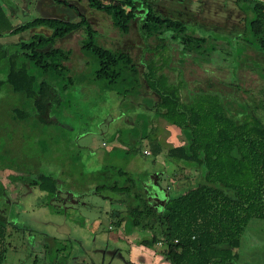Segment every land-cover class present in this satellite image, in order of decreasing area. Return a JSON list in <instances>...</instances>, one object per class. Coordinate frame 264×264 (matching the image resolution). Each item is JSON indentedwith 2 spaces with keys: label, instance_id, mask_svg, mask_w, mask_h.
<instances>
[{
  "label": "rangeland",
  "instance_id": "obj_1",
  "mask_svg": "<svg viewBox=\"0 0 264 264\" xmlns=\"http://www.w3.org/2000/svg\"><path fill=\"white\" fill-rule=\"evenodd\" d=\"M67 2L70 6L53 0H0V7L13 28L36 17L76 21L77 10L95 30L99 44L111 49L127 50L140 70H144V64L153 55L157 68L169 56L171 67L182 66L184 69L181 70L187 88L196 89L195 92L207 96H218V102L225 110L237 117L251 114L264 123V55L248 46L244 36L238 34L242 30L243 14L235 7L233 0H160L155 3V10L162 15L190 24L192 30L209 37L211 43L213 40L223 43L215 48L213 62L201 67L189 59L180 65V45L168 35L164 37L165 40L144 38L139 30L142 10L137 11L129 32L122 33L112 26L108 15L89 8L86 0ZM30 36L29 30L17 34L6 32L0 36V44L8 52L16 54L13 44L27 40ZM83 36L84 32L79 28L55 40L54 47L72 51L69 66H72L70 72L76 82L65 91L56 94L52 91L48 97L49 109L47 113L41 114L44 121L38 120L34 114L22 121L15 119L12 113L15 95L6 89L0 91V185H5V189L0 188V213L5 215L8 223L2 264H147L134 245L117 241L112 236L117 228L110 221L115 208L120 205L118 193L102 188L99 194L84 192L77 198L79 204L75 206H71L64 196L63 201L43 207L42 203L48 198L44 193L37 188H27L26 185L19 189L16 186L21 184L11 181L9 177L11 174L30 179L40 173L54 176L64 168L63 158L72 162L66 166L71 171H82L84 163L89 162L90 167L86 165V170L100 169L95 155L103 152L101 142L109 141L115 129H127V120H132L135 113L140 114L135 123L136 128L142 121L155 125L152 115L146 111L152 94L129 93L122 97L102 89L103 81L94 85L78 82V79L90 78L97 68L94 59L87 65L83 64L85 59L80 51ZM48 48L50 46L44 49ZM157 48L158 55L154 50ZM21 61L19 59L18 63ZM167 73L171 78L175 74ZM183 85L186 87V84ZM123 133H127V130ZM78 135L84 137L78 139ZM147 135L154 137L152 133ZM179 136V129L169 126L166 140L178 144ZM90 140L98 148L89 150ZM145 144L140 139L130 146L132 148L129 147L128 152L115 150L109 157L115 156L116 161L108 159V172L97 177L95 184H123L125 177L115 170L123 168L127 158L138 156L151 160L153 162L149 171L152 174L142 191L147 201H154L157 207L159 201L151 198L152 195L161 193L166 197L174 196L193 186L197 174L192 168L167 160L164 154H160L156 162L152 156L142 155L140 151L148 149ZM136 165V168L140 167L138 163ZM75 183L82 184L83 180ZM15 223L19 228L15 227ZM134 234L140 238L147 232L135 228ZM147 249L151 256H159L157 264H169L166 253L175 256L178 252L176 248H167L162 244ZM238 253L236 264H264V219L249 221L241 237Z\"/></svg>",
  "mask_w": 264,
  "mask_h": 264
},
{
  "label": "trees",
  "instance_id": "obj_2",
  "mask_svg": "<svg viewBox=\"0 0 264 264\" xmlns=\"http://www.w3.org/2000/svg\"><path fill=\"white\" fill-rule=\"evenodd\" d=\"M53 1L70 6L67 0ZM86 1L89 8L108 15L112 26L122 33L129 32L137 11L142 10L139 19L142 36L163 40L168 35L180 45V65H184L186 59L199 67L209 64L213 62L215 48L223 45L216 40L211 43L209 37L196 33L190 24L157 12L153 3L158 0ZM233 1L243 14L242 30L238 34L244 36L248 46L264 55V0ZM76 12V21L36 17L13 28L0 7V36L38 27L50 31L48 35L35 33L27 40L15 42L16 54L0 44V91L6 89L15 95L14 118L22 121L34 114L44 121L41 114L49 109L48 97L52 91L54 94L65 91L76 82L69 66L72 51L54 47V43L71 31L82 29L80 51L84 64L91 63V59L97 63L88 78L89 83L103 81L102 89L122 97L129 93L141 95L145 91L153 94L155 98L149 100L146 111L152 115L154 126L157 128L164 123L180 131L181 144L166 145L164 157L174 164L192 168L197 174L193 186L180 194L167 196L158 210L136 187L131 175L123 168L116 169L125 177L124 183L99 185V189L125 195L124 230L126 233L133 228L146 231L147 235L136 241L139 245L152 247L161 243L167 248H176L175 256L166 253L169 264H236L241 237L249 221L264 219V123L251 114L237 117L225 110L218 96L187 88L182 66L171 67L169 56L157 68L153 55L144 64V70H140L127 50L99 44L91 24L83 14ZM46 46L50 48L44 49ZM158 49H154L156 55ZM167 71L175 73L174 76L171 78ZM83 80L78 79V82ZM139 116L136 114L135 123ZM139 124L137 130L132 131L131 143L122 138L128 147L125 152L135 142L146 138L150 143L149 154L158 155L163 144L155 136L148 137L150 123ZM106 168L99 173H107ZM9 177L11 181H20L48 193L57 189L51 175L40 173L30 179L11 174ZM0 188L3 189L1 185ZM7 229L5 215L0 213V264L5 259Z\"/></svg>",
  "mask_w": 264,
  "mask_h": 264
},
{
  "label": "crops",
  "instance_id": "obj_3",
  "mask_svg": "<svg viewBox=\"0 0 264 264\" xmlns=\"http://www.w3.org/2000/svg\"><path fill=\"white\" fill-rule=\"evenodd\" d=\"M158 1H160V0H158ZM156 2L153 3V6H155ZM41 30H45V31H41ZM29 31H31V34L41 33L44 35H48L50 33V31L48 29L43 28V27L32 28V29H29ZM21 33H23V32H21ZM83 64H84V61H83ZM70 67L72 68V66H70ZM86 81H88V82H86ZM83 83H89V80L88 79L83 80V82H81L80 84H83ZM90 85H94V84H90ZM146 94H147V91H145V93H143L141 95H146ZM150 97L153 100L155 98V96L153 94ZM135 117H136V113L133 115L132 120H127V124H128V126L126 127L127 129H123V128L115 129L112 132V135L110 137L111 139L109 141H107V142L102 141L101 142L100 147L103 150V152L101 154L96 153V155H95L98 162H99L98 165H100V167H98V168H100V169H94V170L88 169V170H86L85 169L86 165L90 167V165H89L90 162H89V164L84 163L83 166H85V167L82 171H80V170H79V172H76L75 170L71 171V170L67 169L66 166H68L69 164H72V162H68V158H63L62 164H63L64 168L60 169L54 176H52L57 182L56 191L54 193H48L46 191L40 190L42 193H44L50 199V201H49L47 198L46 202L42 203V206L44 207V206H47L48 204H54L55 202H57L59 200L63 201L64 196H65V198L67 197L68 201L71 202L70 203L71 206L72 205L75 206V205L79 204V201L77 200V198L81 197L83 194H85L84 192L87 191L89 193L99 194L100 193L99 185L95 184L97 177L101 176L99 171L102 170V168L107 166L106 162L108 161V159H110L109 161H111V162L116 161L115 156L111 157V158L109 157L110 154L114 153L115 150H119V149L120 150H126V149H128L127 145H125V143H123L122 138L124 139V141H127L128 143L129 142L131 143L133 141V138H131L132 131L134 132L135 130H137L135 127V125H136L135 124ZM169 126H173V125L160 123L159 127L156 128L153 124H149L147 131L149 133H152L153 135L156 132V135H154V136L156 137V139L160 140V142L163 144V146L161 147V152L158 155L152 156L151 153L149 155H145L142 153V151L143 150L150 151V143L148 141L149 139H146V138L141 139V140H144V142L146 143L145 145H147V147H148V149H143L140 151L142 155L150 156V157L152 156L153 157L152 159L155 158V162H156L157 161L156 158L160 154L165 153V152L163 153V151H165L166 145H174L175 146V145L181 144L180 136L178 138V141H179L178 144H171L170 142H168V140H166ZM70 130L72 131L73 129L71 128ZM126 130H127V133H123ZM127 135L129 137H127ZM85 136H87V135L85 134ZM81 137H84V136H79V135L77 136L78 139H80ZM95 148H98V147L96 145L94 147V141L90 140L88 142V149L93 150ZM152 162L153 161L148 160V159L144 160L142 158H139L138 156H133V157L127 158L125 160V166L123 167V169L126 171V173L131 175L135 179V183L143 195H144V193L142 190L145 187V185L147 184L146 182L148 181L149 175L152 174V172L149 171V167L151 166ZM137 163L140 167L136 168ZM79 180H83V183L82 184L75 183L76 181H79ZM15 182L21 184V186H16L19 189L23 185H26L20 181H15ZM2 186H4L2 188L5 189V185H2ZM25 187L29 188L30 186L26 185ZM31 188H34V187H31ZM184 191H182V192H184ZM182 192H180V193H182ZM180 193L177 192V194H180ZM119 196H120V200H118L119 201L118 203H120V205H118V207L115 208V210H114L115 213L112 216L113 218L111 217V221H110L111 224H114V226L117 228L115 231V234H113L112 236L116 237L117 241L122 240L123 242L130 244V246L134 245L136 247V250L139 251V253L141 255H143V262H146L147 264H155V263L157 264L159 262V256L153 255V254L151 256L150 254H148V251H149L147 249L148 247L137 244L136 241H138L142 236L141 237L139 236L140 238H138V236H136V234H134L135 228H133L132 230H130L127 233L124 230V213H125L124 204H125V198L126 197L123 194H119ZM165 197L166 196L164 194H161V193H160V195H152L151 198L158 199L159 203H158L157 207H156L154 201L153 202L151 201L150 204L154 205L158 210H160L162 208V204L165 200ZM114 203L116 204V202H114ZM122 207H123V209H122ZM18 226L19 225H16V223H15V227L19 228ZM143 236H145V235H143ZM129 263H131V262L129 261ZM133 264H135V263H133Z\"/></svg>",
  "mask_w": 264,
  "mask_h": 264
},
{
  "label": "built area",
  "instance_id": "obj_4",
  "mask_svg": "<svg viewBox=\"0 0 264 264\" xmlns=\"http://www.w3.org/2000/svg\"><path fill=\"white\" fill-rule=\"evenodd\" d=\"M259 1H262V0H259ZM142 153L147 155V154H149V151L148 150H143ZM157 245H161V243H158Z\"/></svg>",
  "mask_w": 264,
  "mask_h": 264
}]
</instances>
